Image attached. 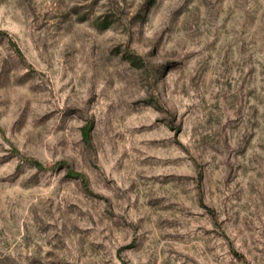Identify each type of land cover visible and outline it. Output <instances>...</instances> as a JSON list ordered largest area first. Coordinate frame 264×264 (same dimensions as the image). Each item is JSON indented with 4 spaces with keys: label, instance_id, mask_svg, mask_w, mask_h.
Here are the masks:
<instances>
[{
    "label": "rangeland",
    "instance_id": "obj_1",
    "mask_svg": "<svg viewBox=\"0 0 264 264\" xmlns=\"http://www.w3.org/2000/svg\"><path fill=\"white\" fill-rule=\"evenodd\" d=\"M0 264H264V0H0Z\"/></svg>",
    "mask_w": 264,
    "mask_h": 264
},
{
    "label": "trees",
    "instance_id": "obj_2",
    "mask_svg": "<svg viewBox=\"0 0 264 264\" xmlns=\"http://www.w3.org/2000/svg\"><path fill=\"white\" fill-rule=\"evenodd\" d=\"M84 135H85L86 139H90L89 127L85 128ZM36 165L39 166L40 164L36 163Z\"/></svg>",
    "mask_w": 264,
    "mask_h": 264
}]
</instances>
